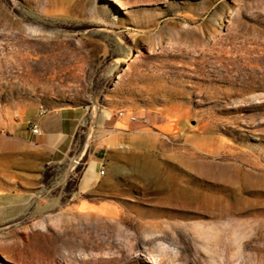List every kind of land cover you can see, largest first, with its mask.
Instances as JSON below:
<instances>
[{"label": "rangeland", "instance_id": "obj_1", "mask_svg": "<svg viewBox=\"0 0 264 264\" xmlns=\"http://www.w3.org/2000/svg\"><path fill=\"white\" fill-rule=\"evenodd\" d=\"M65 106L67 161L23 178L3 136ZM8 172L0 264H264V0H0Z\"/></svg>", "mask_w": 264, "mask_h": 264}, {"label": "crops", "instance_id": "obj_2", "mask_svg": "<svg viewBox=\"0 0 264 264\" xmlns=\"http://www.w3.org/2000/svg\"><path fill=\"white\" fill-rule=\"evenodd\" d=\"M83 116L84 112L79 106L51 107L40 110L27 123L12 125L1 140L3 144L7 143V161L11 162V168H30V175L23 178L27 177L31 181L38 174H43L45 158L51 163L64 164L75 146ZM34 125L39 127L38 133L32 131ZM105 153L103 146H91L80 152L78 162L83 158L88 163V170L84 175L85 183L97 177L98 164L105 159ZM19 171L22 172V169ZM16 175L8 172L7 182L0 177L2 212L7 203L15 198L16 190L12 188L11 180ZM18 176L22 177L21 174Z\"/></svg>", "mask_w": 264, "mask_h": 264}, {"label": "built area", "instance_id": "obj_3", "mask_svg": "<svg viewBox=\"0 0 264 264\" xmlns=\"http://www.w3.org/2000/svg\"><path fill=\"white\" fill-rule=\"evenodd\" d=\"M121 114H123V112H121ZM131 119H132V120H135V119H136V116H131ZM32 131H33L34 133H38V132H39V127H38L37 125H34V126L32 127ZM105 172H106V169H105L104 167L101 168V169L99 170L100 175H104Z\"/></svg>", "mask_w": 264, "mask_h": 264}, {"label": "bare ground", "instance_id": "obj_4", "mask_svg": "<svg viewBox=\"0 0 264 264\" xmlns=\"http://www.w3.org/2000/svg\"><path fill=\"white\" fill-rule=\"evenodd\" d=\"M119 4L122 5V3H120V2H119ZM122 6H123V5H122ZM123 7H124V6H123ZM74 162L78 163V160L75 159ZM145 172H148L149 174H151V173H154V169H153V168H147V169H145L144 173H145ZM66 241H67V240H66ZM83 241L86 242V243H88V242H89V238L85 237V238H83ZM66 243H67V242H66ZM99 245H100V244H99ZM59 247H60V245H56V246H55L56 249H58Z\"/></svg>", "mask_w": 264, "mask_h": 264}]
</instances>
